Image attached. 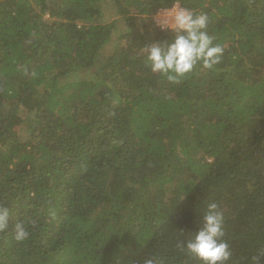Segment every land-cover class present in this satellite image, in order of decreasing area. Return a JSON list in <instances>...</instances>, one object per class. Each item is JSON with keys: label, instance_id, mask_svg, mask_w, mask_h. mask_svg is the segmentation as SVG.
I'll return each instance as SVG.
<instances>
[{"label": "trees", "instance_id": "obj_1", "mask_svg": "<svg viewBox=\"0 0 264 264\" xmlns=\"http://www.w3.org/2000/svg\"><path fill=\"white\" fill-rule=\"evenodd\" d=\"M159 2L0 0V264H200L210 202L230 264H264V0H182L223 55L178 82L142 51Z\"/></svg>", "mask_w": 264, "mask_h": 264}, {"label": "clouds", "instance_id": "obj_2", "mask_svg": "<svg viewBox=\"0 0 264 264\" xmlns=\"http://www.w3.org/2000/svg\"><path fill=\"white\" fill-rule=\"evenodd\" d=\"M155 30L170 34L162 41L149 40L142 51L153 73L178 82L191 73L197 65L205 70L213 69L220 62L223 48L214 44L207 31V14H197L184 6L182 0H160L158 9L146 14L142 23H148ZM202 214L201 227L191 232L181 245V251L195 257L200 264H230L232 253L225 240V218L215 202L207 204ZM10 214L7 208L0 209V232L9 228ZM26 221H17L12 228L13 239L23 242L28 239ZM144 264H159L153 255Z\"/></svg>", "mask_w": 264, "mask_h": 264}, {"label": "rangeland", "instance_id": "obj_3", "mask_svg": "<svg viewBox=\"0 0 264 264\" xmlns=\"http://www.w3.org/2000/svg\"><path fill=\"white\" fill-rule=\"evenodd\" d=\"M104 23H108V22H114L117 30L115 32L116 35H119V31H122L123 29L125 30V28L123 27V20L122 18H118L115 17L111 12H107V14H104L103 20ZM150 21V20H149ZM123 30V31H124ZM117 42L115 40H112L108 46H105L97 55V63L100 64L102 63V61L104 60L105 57H107V55H110L114 52H116V46ZM77 75L76 78H74L76 81H78L79 79L83 78L82 76ZM75 77V76H73Z\"/></svg>", "mask_w": 264, "mask_h": 264}]
</instances>
